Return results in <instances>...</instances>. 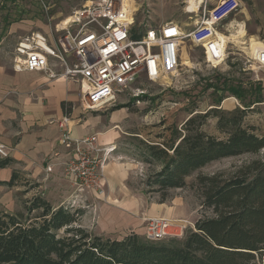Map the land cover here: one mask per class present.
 Returning <instances> with one entry per match:
<instances>
[{
  "label": "trees",
  "instance_id": "trees-1",
  "mask_svg": "<svg viewBox=\"0 0 264 264\" xmlns=\"http://www.w3.org/2000/svg\"><path fill=\"white\" fill-rule=\"evenodd\" d=\"M218 82L206 86L221 92L214 108L192 116L180 130L174 128L169 140L158 135L161 143L141 142L138 147L143 163L159 167L145 182L146 193L158 194L159 203L210 164L264 150V134L244 126L247 112L263 102L262 95L252 93L251 83L246 89L224 78ZM228 97L242 108L219 109ZM209 118L216 119L223 137L203 130ZM10 165L9 158L0 160V169ZM23 175L13 171L0 185L15 188ZM192 187L212 216L199 219L181 239L159 242L135 233L120 240L95 235L80 226L84 210L54 207L39 194L23 201L18 212L0 208V264H264V160H253L227 176L198 174Z\"/></svg>",
  "mask_w": 264,
  "mask_h": 264
},
{
  "label": "rangeland",
  "instance_id": "rangeland-1",
  "mask_svg": "<svg viewBox=\"0 0 264 264\" xmlns=\"http://www.w3.org/2000/svg\"><path fill=\"white\" fill-rule=\"evenodd\" d=\"M217 1L208 0L213 3ZM238 1L241 3L240 9L229 17L224 26L229 28L232 22L235 25L229 28L230 32L226 34L231 44L228 47L229 56L225 64L212 68L205 62L201 49L186 41L181 50L182 68L177 74L157 83H151L140 77L128 89L117 94L114 103L100 111L92 112L99 127L106 125L108 128L111 125V129L119 134L120 139L111 146L121 145L120 155L123 160H117L126 163L131 171L130 187L142 193L150 206L165 204L168 208H173L179 217L174 220L185 223L187 230L193 229L199 219L212 216L210 211L201 207L196 188L192 187L195 177L198 174L227 176L253 160H264V150L257 155H244L210 164L187 178V187L168 191L165 196L166 201L159 203L161 197L154 192L147 194L148 189L145 186L148 177L158 172L159 167L143 163L138 147L141 142L161 143L162 140L157 139L158 135L164 140H169L174 128L180 130L192 116L205 114L214 108L213 102L221 92H213L212 89H206V86L218 85V81L221 82L223 78L235 84H242L246 89H249V83L254 84L252 93L261 94L263 102L249 109L244 126L255 128L258 134H264V73H253L254 70L249 63L255 49L260 48V46L254 47V43L259 42L264 45V0H247L249 3ZM85 2L86 0H0V64L8 67L12 65V52L22 37L32 32H40L47 36L51 32L54 33L55 26L71 16L74 10ZM198 2L199 0H195L194 6ZM134 4L138 9V21L152 27L176 23L184 31H191L200 15V11L197 14H188L185 11L189 7L188 0H134ZM240 25L244 31L241 38L237 34ZM255 75L262 82L253 81ZM237 108H242V105L233 97L226 98L219 107L229 112ZM203 130L209 135L223 137L216 130L215 118H209ZM112 155L114 152L107 158L105 165L114 161ZM98 158H101V154ZM26 180L29 183H26ZM35 184L36 182L25 174L17 187H5L7 191L12 192L11 198L5 193L6 189H2L0 196L5 202L0 203V208L14 213L21 210L23 201L35 195L39 194L46 199L47 190L34 187ZM53 199L50 195L46 200L53 205L55 203ZM64 206L69 207L66 204ZM74 209L87 211L82 205ZM90 217H83L80 226L93 232L94 222ZM145 234L142 237L144 239Z\"/></svg>",
  "mask_w": 264,
  "mask_h": 264
},
{
  "label": "built area",
  "instance_id": "built-area-1",
  "mask_svg": "<svg viewBox=\"0 0 264 264\" xmlns=\"http://www.w3.org/2000/svg\"><path fill=\"white\" fill-rule=\"evenodd\" d=\"M240 7L238 0L198 2L193 12H187L200 11L197 22L191 31H184L176 23L152 27L139 22L134 0H86L55 26L54 33L47 36L32 32L22 37L12 52V70L45 72L52 79L74 82L80 86L83 111L97 112L114 103L117 94L140 77L157 83L177 74L186 41L201 49L212 68L225 64L231 42H224L219 35L227 37L230 30L224 27L225 22ZM249 63L253 73H264V49L255 50ZM253 81L262 82L256 75ZM92 142L75 140L67 131L58 141L73 153L62 167L64 175L79 188L97 189L107 158L116 150V146L97 150ZM89 150L101 154V158L91 156ZM0 158H7L2 145ZM46 171L51 172V168ZM145 223V239L151 242L181 239L187 231L186 224L179 220L151 217Z\"/></svg>",
  "mask_w": 264,
  "mask_h": 264
},
{
  "label": "crops",
  "instance_id": "crops-1",
  "mask_svg": "<svg viewBox=\"0 0 264 264\" xmlns=\"http://www.w3.org/2000/svg\"><path fill=\"white\" fill-rule=\"evenodd\" d=\"M80 100V86L74 82L52 79L45 72L15 73L12 65L0 64V146L6 148L12 161L0 169V183L8 182L13 171L28 174L40 189L47 190L46 199L50 195L54 198V207L85 206L83 217L91 216L94 222L91 232L112 240L129 233L144 237L146 218H179L165 204L148 205L144 195L130 187L131 171L117 160H123L120 144L112 155L114 161L104 166L97 189L79 188L64 175L62 164L73 153L58 143L63 131L75 140H92L97 150L120 139L111 125L99 127L96 116L82 110ZM88 153L100 155L93 150ZM2 189L6 188L0 185ZM5 191L11 198L12 192ZM2 202L5 200L0 196Z\"/></svg>",
  "mask_w": 264,
  "mask_h": 264
},
{
  "label": "bare ground",
  "instance_id": "bare-ground-1",
  "mask_svg": "<svg viewBox=\"0 0 264 264\" xmlns=\"http://www.w3.org/2000/svg\"><path fill=\"white\" fill-rule=\"evenodd\" d=\"M194 1L195 0H188V3H189V7L187 8V12H193L192 11V8H193V6H194ZM199 2H201V0H199ZM235 25H233V22L230 24V27L229 28H233ZM240 30H237V34L238 35H240V38L241 37H243V35H244V31H243V29H242V25H240ZM228 28V29H229ZM235 38V37H234ZM221 39L225 42L226 40H229V38L228 37H221ZM239 39V38H238ZM251 41V40H250ZM253 41V40H252ZM241 44V43H240ZM255 46H260V48H257V49H255V50H262V49H264V45L263 44H261V43H259V42H256V43H254V47ZM255 52V51H254Z\"/></svg>",
  "mask_w": 264,
  "mask_h": 264
}]
</instances>
